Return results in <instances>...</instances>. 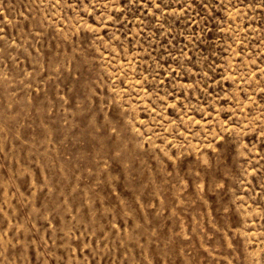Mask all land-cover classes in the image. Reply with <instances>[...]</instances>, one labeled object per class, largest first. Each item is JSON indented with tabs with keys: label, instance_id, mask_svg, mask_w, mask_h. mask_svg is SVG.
I'll use <instances>...</instances> for the list:
<instances>
[{
	"label": "rangeland",
	"instance_id": "obj_1",
	"mask_svg": "<svg viewBox=\"0 0 264 264\" xmlns=\"http://www.w3.org/2000/svg\"><path fill=\"white\" fill-rule=\"evenodd\" d=\"M0 264H264V0H0Z\"/></svg>",
	"mask_w": 264,
	"mask_h": 264
}]
</instances>
